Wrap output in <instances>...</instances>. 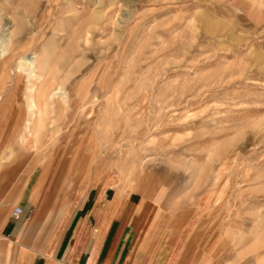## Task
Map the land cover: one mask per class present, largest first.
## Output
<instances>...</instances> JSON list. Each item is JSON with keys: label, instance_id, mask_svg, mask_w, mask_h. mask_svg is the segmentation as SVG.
Returning a JSON list of instances; mask_svg holds the SVG:
<instances>
[{"label": "rangeland", "instance_id": "1", "mask_svg": "<svg viewBox=\"0 0 264 264\" xmlns=\"http://www.w3.org/2000/svg\"><path fill=\"white\" fill-rule=\"evenodd\" d=\"M109 176L194 220L185 264L264 262V0H0V205L52 199L10 264Z\"/></svg>", "mask_w": 264, "mask_h": 264}, {"label": "crops", "instance_id": "2", "mask_svg": "<svg viewBox=\"0 0 264 264\" xmlns=\"http://www.w3.org/2000/svg\"><path fill=\"white\" fill-rule=\"evenodd\" d=\"M31 127L25 124V130L33 135ZM20 168L18 163L5 176L13 177ZM117 179L109 176L102 184L71 196L68 211L47 245L52 249L46 253L19 250L14 264H185L184 240L194 220L182 231L166 229L161 223L159 201L119 188ZM37 203L51 207L52 199L36 200L35 191L28 185L21 196L12 195L0 205V264L11 263L15 244L46 245L41 238L46 234L39 232L46 213L36 216L39 225L27 237L25 218ZM18 206L24 214L14 220L12 212ZM199 264H209V260L203 256Z\"/></svg>", "mask_w": 264, "mask_h": 264}, {"label": "bare ground", "instance_id": "3", "mask_svg": "<svg viewBox=\"0 0 264 264\" xmlns=\"http://www.w3.org/2000/svg\"><path fill=\"white\" fill-rule=\"evenodd\" d=\"M24 64H27V65H29L30 67H33V71L34 70H36L37 69V62H36V57H32V58H27L26 60H25V62H24ZM31 107H35V105L34 106H31ZM31 116H32V118L33 117H37V114H31ZM42 116V115H41ZM40 119H43V118H40ZM37 121V120H36ZM36 123L37 122H35V121H33V124H32V127L31 128H40V129H42L44 126H43V121H41L40 123H38L37 125H36ZM30 127V126H29ZM39 131V130H38ZM38 131H36L37 133H38ZM34 134V133H33ZM37 136V135H36ZM18 148V147H17Z\"/></svg>", "mask_w": 264, "mask_h": 264}, {"label": "built area", "instance_id": "4", "mask_svg": "<svg viewBox=\"0 0 264 264\" xmlns=\"http://www.w3.org/2000/svg\"><path fill=\"white\" fill-rule=\"evenodd\" d=\"M24 214V209L20 206L16 207L12 212V218L14 220H19Z\"/></svg>", "mask_w": 264, "mask_h": 264}]
</instances>
